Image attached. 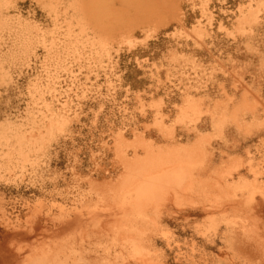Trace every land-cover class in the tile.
<instances>
[{
    "label": "rangeland",
    "instance_id": "rangeland-1",
    "mask_svg": "<svg viewBox=\"0 0 264 264\" xmlns=\"http://www.w3.org/2000/svg\"><path fill=\"white\" fill-rule=\"evenodd\" d=\"M137 135L160 152L155 175L167 179L158 177L161 190L154 201L144 199L150 204L143 213L137 208L141 217L119 207L125 190L108 198V214L87 179L119 177L117 140L128 144ZM199 137L204 150L195 156L190 149ZM263 137L264 0H0V264H18L42 248L61 254L73 243L115 256L110 229L94 238L103 223L146 228L149 216L157 221L147 234L156 235L155 264H264L260 190L254 199L262 211L248 221L244 210L203 212L209 201L200 193L232 163L246 180L252 169L264 182ZM122 150L127 158L143 155L129 145ZM174 190L185 197L183 207ZM230 225L251 228L249 241ZM79 233L92 234L83 246Z\"/></svg>",
    "mask_w": 264,
    "mask_h": 264
},
{
    "label": "bare ground",
    "instance_id": "bare-ground-1",
    "mask_svg": "<svg viewBox=\"0 0 264 264\" xmlns=\"http://www.w3.org/2000/svg\"><path fill=\"white\" fill-rule=\"evenodd\" d=\"M99 1V0H98ZM260 1V0H259ZM101 3V2H100ZM95 5H96V3H95ZM89 6V5H88ZM91 6V5H90ZM107 6V5H106ZM83 7V6H82ZM86 7V6H85ZM103 7V6H102ZM80 8H81V6H80ZM84 8V7H83ZM89 8V7H88ZM84 9H86V8H84ZM93 8H91L90 10H92ZM120 9V8H119ZM123 9V8H122ZM152 9V8H151ZM154 9V8H153ZM95 10V9H94ZM97 10V9H96ZM106 10H108V9H106ZM105 10V11H106ZM110 11V10H109ZM114 11V10H113ZM121 11V10H120ZM257 10H255V12H256ZM254 12V11H253ZM108 13V12H107ZM153 13H155V11L153 12ZM258 13V12H257ZM151 15V14H150ZM100 16V15H99ZM102 16V15H101ZM248 18L249 17H252V16H247ZM105 18V17H104ZM246 18V17H245ZM99 20H101V19H99ZM109 24V23H108ZM111 25V24H110ZM106 27V26H105ZM100 28V27H99ZM196 30V29H195ZM245 30V29H244ZM118 31V30H117ZM239 31V30H238ZM122 37V36H121ZM110 38V37H109ZM123 40V39H122ZM127 40V39H126ZM112 41V40H111ZM128 41V40H127ZM84 45V44H83ZM104 45V44H103ZM92 47V46H91ZM69 56V55H68ZM79 56V55H78ZM171 61V60H170ZM111 65V64H110ZM224 69V68H223ZM156 70V69H155ZM187 78V77H186ZM251 99V98H250ZM192 100V99H191ZM241 100V99H240ZM259 105V104H258ZM197 105L196 104H194V102H188V106H186V108L188 109V110H192V111H196L197 110V107H196ZM246 106V105H245ZM181 109V108H180ZM184 113V112H183ZM186 113V112H185ZM244 117V116H243ZM217 118V117H216ZM235 118V117H234ZM50 120V119H49ZM218 120V119H217ZM223 120V119H222ZM56 121V120H55ZM220 121V120H219ZM218 121V122H219ZM52 122V121H51ZM63 122V121H62ZM93 122V121H92ZM64 123H65V121H64ZM191 123V122H190ZM236 123V122H235ZM51 125H52V123H50ZM49 124V125H50ZM219 124V123H218ZM240 124V123H239ZM59 125H60V123H59ZM62 125H63V123H62ZM214 125V124H213ZM243 125V124H242ZM61 126V125H60ZM217 126V125H216ZM260 126V125H259ZM51 127V126H50ZM49 127V128H50ZM62 127V126H61ZM214 127H215V125H214ZM59 127L57 126V129H58ZM50 129H52V128H50ZM59 130H61V129H59ZM161 130V129H160ZM239 130V129H238ZM27 132V131H26ZM117 132V131H116ZM40 134V133H39ZM168 136V135H167ZM40 137V136H39ZM117 138V137H116ZM120 138V137H119ZM264 138V137H263ZM44 139V138H43ZM9 140V139H8ZM204 140V138L203 137H199L198 139H197V141L194 143V145L192 146V148L190 149V151H193V155H195V156H201L202 155V152H203V150H204V148H202L201 147V142ZM19 141V140H18ZM118 141V143H117V146H116V151H117V154H118V158L119 159H121V161H122V164H123V167L124 168H122V169H124V171L121 173V175H119V177H117L114 181H111V180H105V181H102V182H97V181H90V180H88L87 179V181H89L88 183V189H90L91 191H93V193H94V195H95V193L98 195V201H96V203L99 205V204H101V205H97L98 207H100V206H107V207H109V208H107V210H106V212L109 214V213H111V212H109V209L111 208L110 206H111V204L108 206L107 204V202H109V200H108V198L109 199H111V197L112 198H114L115 199V197H117L118 196V198H119V194L121 193L122 194V192L125 190L126 191V189H127V191L125 192H123V196L121 197L122 199H121V201L122 202H120V208H125L127 211H129V213L130 212H135V214H136V212L137 211H139L140 210V208H141V206H142V213H143V208H144V206L147 208V205H149L150 203H143L144 202V199H146V201H148V200H152V198L153 197H151V195H152V193L154 192L155 193V195H156V192H158V191H160V190H158L157 188H159L158 186H156V187H154V185L155 184H158L157 182L159 181V179H158V177L160 176V174L158 175V176H156L155 174V172H156V169L157 168H159V165H160V162L158 161V158H160L159 156H160V154H159V156H158V153H160L158 150V152H156V151H154V149H152V147L151 146H153V145H150V144H148V142L147 141H145L143 138H142V136L141 135H137V136H135L134 137V139H133V141H131L130 143H128L127 144V142H124L122 139H119V140H117ZM20 142V141H19ZM18 142V143H19ZM36 142H37V140H36ZM17 143V144H18ZM127 145H129V146H131L134 150H136L137 148H139V149H141L142 150V153H143V155L142 154H137V152L136 151H133L134 152V154L131 156V158H127L126 156H124V151L122 150L125 146H127ZM256 146V145H255ZM14 147V146H13ZM38 147V146H37ZM173 147V146H172ZM39 148V147H38ZM37 148V149H38ZM154 148V147H153ZM157 149V148H156ZM155 149V150H156ZM181 149V148H180ZM245 149V148H244ZM20 150V149H19ZM40 150V149H39ZM165 150V149H164ZM171 150H176V148H171ZM171 150H167V151H171ZM182 150H183V148H182ZM165 152V151H164ZM175 152V151H174ZM248 152V151H247ZM163 153V152H162ZM169 153H172V152H169ZM176 154V153H175ZM8 155V154H7ZM97 155V154H96ZM177 155H179V152H178V154ZM249 155V154H248ZM166 156V155H165ZM176 156V155H175ZM192 156V155H191ZM22 157H25V156H23L22 155ZM26 158V157H25ZM193 158V157H192ZM195 158V157H194ZM202 158V157H201ZM226 158V157H225ZM24 159V158H23ZM27 159V158H26ZM175 159H177V158H175ZM185 159V158H184ZM220 159V158H219ZM25 160V159H24ZM182 160V159H181ZM224 160V159H223ZM229 160V159H228ZM248 160V159H247ZM120 161V160H119ZM166 161V160H165ZM171 161V160H170ZM233 161V160H232ZM235 161V160H234ZM233 161V162H234ZM9 162V161H8ZM21 162V161H20ZM162 162V161H161ZM202 162H203V160H202ZM262 162V161H261ZM175 163V162H174ZM190 163V162H189ZM236 163V162H235ZM246 163H247V161H246ZM256 163V162H255ZM162 164V163H161ZM171 164V163H170ZM192 164V163H191ZM222 164V163H221ZM237 164V163H236ZM236 164L234 165L233 163H232V165L231 164H229V165H231V166H229V167H227V168H225V170H223V171H221V172H219V173H217L218 174V177H219V179L217 180V178L215 179V181L213 182V184H210V186L207 188V189H205V190H203L205 187H203V188H201V186H200V188L202 189L201 191L202 192H200V193H202V196L205 198V199H207L209 202H207L208 203V206L204 209V208H202L201 206H203V205H201L200 207L203 209L202 211L204 212H206V211H214V210H217V211H219L220 210V212L221 211H225V214H226V211H228V210H231L232 212H234V215H235V213H237V212H243V210H244V212H246V214L244 215L245 216V218H246V220L248 219L249 220V218L251 219V217H253L255 214L254 213H259V210L260 211H262L261 210V208L259 207V204H260V202L259 201H257L256 202V200L254 199V197H255V192H257V190H255L256 188L258 189V190H260V191H258L259 192V195H260V193H261V196H259V197H261L263 200H264V182H261V181H259L258 179H257V175H259V177H260V175H261V173H258V172H256V171H254V170H252V169H249L250 171H252L253 172V177H252V179H251V181H250V179L249 180H246V177L245 178H243V177H241V173H239V172H237L238 171V168H239V166H238V168H237V166H236ZM168 165V164H167ZM176 164H174L173 165V167L175 166ZM178 165H179V163H178ZM183 165V164H182ZM163 166V165H162ZM190 166V165H189ZM200 166V165H199ZM219 166V165H218ZM249 166V165H248ZM255 166V165H254ZM260 166V165H259ZM172 167V166H171ZM170 167V168H171ZM187 167V166H186ZM165 168H166V166H165ZM183 168V167H182ZM173 169V168H172ZM171 169V170H172ZM176 169H178V167L176 168ZM188 169V168H187ZM198 169V168H197ZM253 169H255V168H253ZM163 170V169H162ZM164 170H166V169H164ZM261 170V169H260ZM169 171V170H168ZM176 171H178V170H176ZM247 171V170H246ZM11 173V172H10ZM162 173V172H161ZM233 173H237V177H236V180H235V178L233 177L234 175H233ZM249 173V172H248ZM169 174V172L166 174V177H168L167 175ZM171 174V173H170ZM175 173H173L172 175H174ZM179 175H182V173L180 174V173H178ZM186 174V173H185ZM190 174V173H189ZM194 174V173H193ZM215 174L216 173H214V176H215ZM243 174V173H242ZM264 174V173H263ZM262 174V175H263ZM199 175V174H198ZM162 176H163V173H162ZM161 176V177H162ZM164 176H165V174H164ZM164 176L162 177V178H164ZM192 176V175H191ZM243 176V175H242ZM161 177H159L160 179H161ZM170 178L172 177V176H169ZM182 178V177H181ZM184 178V177H183ZM192 178V177H191ZM196 178V177H195ZM204 178V177H203ZM212 178H214V177H212ZM235 180V182L233 183L231 180ZM165 179V178H164ZM167 179V178H166ZM165 179V180H166ZM228 179L231 181V183H233L232 184V189H231V192L230 193H228L227 192V190H226V187H224L225 185H227L228 184ZM91 180H92V178H91ZM98 180V179H97ZM169 180V179H168ZM175 180V179H174ZM178 180V179H177ZM188 180V179H187ZM197 180H200V178H198ZM206 180V179H205ZM209 180V179H208ZM170 181V180H169ZM168 181V182H169ZM173 181V180H172ZM176 181V180H175ZM194 181V180H193ZM219 181L221 182V183H219ZM229 181V182H230ZM159 182H161V180L159 181ZM174 182V181H173ZM179 182V181H178ZM177 182V187H178V183ZM186 182V181H185ZM202 181L200 180V183H201ZM211 182V181H210ZM189 182H187V184H188ZM209 183V182H208ZM223 183V184H222ZM134 184H137L136 185V187L135 188H132V186L134 185ZM171 184H172V182H171ZM184 184H186V183H184ZM193 184V183H192ZM174 185V184H173ZM190 185H191V183H190ZM189 185V186H190ZM223 185V186H222ZM230 185V184H229ZM203 186H206V184L205 185H203ZM134 187V186H133ZM179 187H180V184H179ZM187 187H188V185H187ZM228 187V186H227ZM132 188V189H131ZM173 188V187H172ZM176 188V187H175ZM185 188V187H184ZM131 189V191H129ZM89 190V191H90ZM166 190V189H165ZM164 190V191H165ZM177 190V189H176ZM176 190H174V191H172V193L173 192H175V193H173L174 194V198H175V200H178V202L177 203H175V204H177L178 205V207L179 206H181L182 205V207L184 206L183 204H185V202H182V198L184 197H182V195L180 194V193H182L184 190H188V189H180L179 190V192H177ZM190 190H193L192 188L190 189ZM197 190H198V188H197ZM200 190V189H199ZM166 191H168V189L166 190ZM204 191V192H203ZM238 191V192H237ZM169 192V191H168ZM166 192V194H170L171 195V193L169 192ZM185 192V191H184ZM191 192V191H190ZM189 192V193H190ZM196 192V191H195ZM257 192V193H258ZM151 193V194H150ZM240 193V198L238 197V194ZM125 194H126V196H125ZM165 194V195H166ZM88 195H90V194H88ZM92 195V194H91ZM155 195H154V197H155ZM179 195V196H178ZM180 195H181V197H180ZM192 195H193V193H192ZM96 196V195H95ZM157 196H158V193H157ZM167 196V195H166ZM186 196V195H185ZM189 196V195H188ZM86 197V196H85ZM172 197V196H171ZM179 197V198H178ZM259 197H257V198H259ZM93 198V197H92ZM91 196H90V203H91ZM118 198L116 199V200H118ZM164 198V197H163ZM173 198V197H172ZM173 198V199H174ZM181 198V199H180ZM203 198V199H204ZM260 198V199H261ZM80 199V198H79ZM259 199V200H260ZM89 200V199H88ZM94 200V199H93ZM108 200V201H107ZM120 200V199H119ZM157 200V199H156ZM183 200H185V197H184V199ZM188 200V199H187ZM258 200V199H257ZM86 202H87V200H85ZM101 201V203H98V202H100ZM107 201V202H106ZM111 201H113V200H111ZM111 201H110V203H111ZM152 201H154V200H152ZM172 201V200H171ZM186 201V200H185ZM88 202V203H89ZM93 202V201H92ZM95 202V201H94ZM149 202V201H148ZM181 202V203H180ZM189 202L190 203H192L193 201H191V200H189ZM262 202H264V201H262ZM80 203V202H79ZM187 203V202H186ZM40 204V203H39ZM83 204H85V206L87 205V203H83ZM82 204V205H83ZM119 204V203H118ZM153 204H154V202H153ZM161 204V203H160ZM56 205V204H55ZM92 205V204H91ZM94 205V204H93ZM115 205H117V204H115ZM152 205V204H151ZM159 205V204H158ZM164 205V204H163ZM261 205V204H260ZM59 206V205H58ZM154 206V205H153ZM190 206H192L191 204H190ZM196 206V205H195ZM94 207V206H93ZM104 207H102V208H104ZM138 207H140L139 208V210L137 209ZM150 207V206H149ZM247 207V208H246ZM86 208V207H85ZM84 208V209H85ZM92 208V207H91ZM128 208V209H127ZM137 209V211H136V209ZM171 208V207H170ZM3 209V208H2ZM1 209V210H2ZM96 209H97V207H96ZM119 209V208H118ZM130 209V210H129ZM158 209V208H157ZM168 209V208H167ZM98 210V209H97ZM99 210H100V208H99ZM102 210V209H101ZM146 210V209H145ZM145 210H144V213L146 214V212H145ZM36 211H39V209L38 210H36ZM62 211V210H61ZM103 211V210H102ZM111 211H113V210H111ZM120 211V210H119ZM123 211V210H122ZM153 211V210H152ZM85 212V211H84ZM155 212H157L155 215H157L156 217H158V218H160V216H161V211H160V209H158L157 211H156V209H155ZM180 212V211H179ZM190 211H184V212H181V213H185V214H188ZM38 213V212H37ZM74 213V212H73ZM93 213V212H92ZM113 213H114V211H113ZM128 213V212H127ZM137 213H140V211L139 212H137ZM142 213H140V216L139 217H141V214ZM222 213H224V212H221L220 214H222ZM262 213V212H261ZM260 213V214H261ZM107 214V215H108ZM132 214V213H131ZM145 214H143L145 217H146V215ZM153 214H154V212H153ZM180 214V213H179ZM106 215V214H105ZM104 215V216H105ZM124 215H125V211H124ZM137 216L139 215V214H136ZM167 215H171V212L170 213H168ZM213 215H214V213H213ZM223 215V214H222ZM262 215H264L263 213H262ZM121 216V215H120ZM133 216V215H132ZM135 216V215H134ZM185 216V215H184ZM224 216V215H223ZM230 216V215H229ZM240 216V215H239ZM257 216V215H256ZM256 216H255V218H256ZM258 216H259V214H258ZM7 217V216H6ZM78 217V216H77ZM110 217V216H109ZM143 217V216H142ZM194 217V216H193ZM204 217V216H203ZM207 217V216H206ZM262 217V216H261ZM70 218V217H69ZM107 218V217H106ZM126 218V217H125ZM137 218V217H136ZM237 218H238V216H237ZM240 218V217H239ZM99 219H101V217L99 218ZM123 219V218H122ZM208 219V218H207ZM211 219V218H210ZM225 219H227L226 217H225ZM229 219V218H228ZM244 219V218H243ZM242 219V220H243ZM80 219L78 218V220L77 221H79ZM121 220V219H120ZM134 220V219H133ZM132 220V221H133ZM241 220V221H242ZM247 220V221H248ZM262 220V219H261ZM260 220V221H261ZM8 221V220H7ZM66 221H68V220H66ZM136 221V220H135ZM141 221H143V220H141ZM144 224H145V227L146 228H143L144 226H136V225H131V224H129V226H127V225H125L126 223H124V224H121V225H119L118 223V226L117 225H115V224H113L112 223V225H115V227H111L110 225H111V223H110V225L109 226H107V225H105V223H103L104 225H102L100 228H99V233H100V235H96L94 238L98 241L101 237L103 238V236H104V234L102 233V232H104V231H106V230H109V231H112L113 232V234L111 235L112 236V238H111V236H109L110 238H108V236H107V238L109 239V240H113V242L114 243H117V245L119 246V250L120 251H118L117 252V255H113L114 256V258H113V260H111L110 259V256L111 255H109L110 254V252H108V249L107 250H103L101 247L103 246V244L102 245H100L101 247H98L99 249L101 248L102 250H103V252L104 253H102V255L101 254H97V253H100V252H97L96 251V249H94V250H92L91 249V245L92 246H94L93 244H91L90 242V244L91 245H89V244H87V246L89 245V247H90V250H87V248L85 249V250H81L80 248V246H83L84 244H83V242L85 241V240H90L91 239V235L90 234H86V233H82V234H80L79 235V238H80V248H78V244H76L77 245V247L76 248H78V249H80V250H78V249H76V248H74L73 247V245H75V243H73V244H71V246L70 245H67V246H70L71 248H70V250L69 249H67L68 251H62L61 252V254H60V252H58V251H60V250H58L57 249V251L56 250H54V249H51V248H47V250H45V249H40V250H35V252L33 253V254H31V256H30V254H29V257L28 258H26V259H24V260H22V262H20V263H18V261H17V263L18 264H129L125 259H124V256H123V252L124 251H127L126 253H128V254H130L131 255V257H134V263L133 264H155V263H153V260L151 259V258H153L152 256L150 257V254H151V251H152V247H154L155 245H156V238L154 237V236H156L155 234H153V235H147V234H149L154 228H157V221H155V219L154 218H150V216H149V219L146 221L145 219H144ZM180 221V220H179ZM215 221V220H214ZM230 221V220H229ZM246 221V222H247ZM254 221V220H253ZM253 221H252V223H253ZM256 221V220H255ZM97 222V221H96ZM108 222V221H107ZM106 222V223H107ZM134 222V221H133ZM210 222V221H209ZM243 222V221H242ZM74 223V222H73ZM99 223V222H98ZM130 223V222H129ZM154 224L155 225V227H154V225L151 227V226H149V224ZM227 223V222H226ZM225 223V224H226ZM230 223V222H229ZM232 223L233 224H235L236 222L235 221H232ZM244 223V222H243ZM63 224V223H62ZM97 224V223H96ZM96 224H93V225H96ZM137 224V223H136ZM242 224V223H241ZM255 224H257V223H255ZM77 225H78V223H77ZM122 225H124L122 228L120 227V226H122ZM260 225V224H259ZM264 225V224H263ZM13 226V225H12ZM98 226V225H97ZM150 228H152V229H149V227ZM182 226V225H181ZM209 226V225H208ZM207 226V227H208ZM231 227V231H233L234 233H235V230H237V228H242V233L241 234H243L242 236H244L243 238V240H244V242L245 241H249L248 239H249V232H251V228H250V230L248 231V229H246L245 228V225H230ZM60 227V226H59ZM111 227V228H110ZM226 227V226H225ZM253 227V226H252ZM255 227H256V225H255ZM77 228V227H76ZM90 228V227H89ZM254 228V227H253ZM252 228V229H253ZM86 229V228H85ZM203 229V228H202ZM85 231V230H84ZM90 231V230H89ZM98 231V230H97ZM108 231V232H109ZM121 231H126V232H129L130 234L129 235H126V236H123V234H122V236H121V234H119ZM147 231V232H146ZM166 231V230H165ZM213 231V230H212ZM254 231V230H253ZM18 232H20V231H18ZM86 232V231H85ZM96 232V231H95ZM107 232V231H106ZM105 232V233H106ZM126 232H125V234H126ZM206 232V231H205ZM256 232V231H255ZM264 232V231H263ZM58 233V232H57ZM90 233V232H89ZM97 233V232H96ZM98 233V234H99ZM204 233V232H203ZM15 234V233H14ZM75 234V233H74ZM85 234V235H84ZM107 234V233H106ZM240 234V235H241ZM257 234V233H256ZM16 235V234H15ZM71 235V234H70ZM94 235V234H93ZM170 235V234H169ZM264 235V234H263ZM49 236V235H48ZM86 236V237H85ZM106 236V235H105ZM104 236V237H105ZM201 236H202V234H201ZM225 237H226V235H224ZM230 236V235H229ZM259 236V235H258ZM257 236V237H258ZM43 237V236H42ZM88 237V238H87ZM262 237V236H261ZM260 237V238H261ZM63 238V237H62ZM69 238H71V236L69 237ZM85 238H87V239H85ZM93 238V239H94ZM99 238V239H98ZM166 238V237H165ZM236 238V237H235ZM75 239V238H74ZM185 239V238H184ZM239 239V238H238ZM262 239H263V237H262ZM48 240V239H47ZM95 240V241H96ZM105 240H107V239H105ZM105 240H104V242H105ZM108 240V241H109ZM258 240L260 241L261 239H259L258 238ZM258 240H256V241H258ZM95 241H94V243H95ZM25 242V241H24ZM23 242V243H24ZM62 242V241H61ZM61 242H60V244L59 245H61ZM65 242H67V241H65ZM76 242V241H75ZM92 242V241H91ZM102 242V241H101ZM101 242H98V243H96L97 245H99V243L101 244ZM264 241H262V242H260L261 244L263 243ZM55 243V242H54ZM57 243V242H56ZM55 243V244H56ZM63 243V242H62ZM105 243H107L108 244V242L106 241ZM48 244V243H47ZM47 244H46V246H47ZM83 244V245H82ZM95 244V245H96ZM110 244V243H109ZM111 244H112V242H111ZM249 244V243H248ZM251 244H253V243H251ZM250 244V245H251ZM106 245V244H105ZM117 245H116V247H117ZM243 245V244H242ZM249 245V246H250ZM259 244L256 242V246H258ZM45 246V245H44ZM61 246H63V244L61 245ZM65 246V245H64ZM108 246H110V245H108ZM113 247H114V245H112ZM240 246V245H239ZM255 246V247H256ZM38 247V246H37ZM36 247V248H37ZM89 247H88V249H89ZM96 247V246H95ZM105 247V246H104ZM111 247V246H110ZM198 247V246H197ZM253 247H254V245H253ZM262 247H264V245H262ZM261 247V248H262ZM55 248V247H54ZM109 248V247H108ZM112 248V247H111ZM110 248V249H111ZM252 248V247H251ZM257 248V247H256ZM66 249V248H65ZM109 249V250H110ZM114 249V248H113ZM247 249V248H246ZM16 250H17V248H16ZM115 250V249H114ZM262 250H264V249H262ZM193 251V250H192ZM231 251V250H230ZM25 252V251H24ZM31 252V251H30ZM114 252V251H113ZM116 252V251H115ZM258 252V251H257ZM27 253V252H26ZM25 253V254H26ZM263 253H264V251H263ZM24 254V253H23ZM28 255V254H27ZM61 255V256H60ZM91 255H93V257L91 256ZM107 255V256H106ZM258 255V254H257ZM261 255V254H260ZM113 256H111V257H113ZM123 256V257H122ZM261 256H263V255H261ZM264 257V256H263ZM258 258V257H257ZM118 259L120 260V261H118ZM157 259V258H156ZM131 260H132V258H131ZM114 261H116V262H114ZM133 261V260H132ZM155 262V261H154ZM16 264V263H15ZM132 264V263H131Z\"/></svg>",
    "mask_w": 264,
    "mask_h": 264
}]
</instances>
